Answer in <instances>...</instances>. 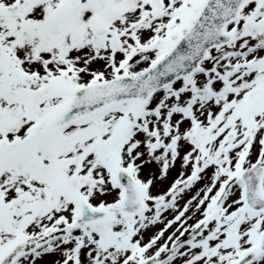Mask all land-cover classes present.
Instances as JSON below:
<instances>
[{
  "label": "snow or ice",
  "instance_id": "6c2138e0",
  "mask_svg": "<svg viewBox=\"0 0 264 264\" xmlns=\"http://www.w3.org/2000/svg\"><path fill=\"white\" fill-rule=\"evenodd\" d=\"M0 264H264V0H0Z\"/></svg>",
  "mask_w": 264,
  "mask_h": 264
}]
</instances>
